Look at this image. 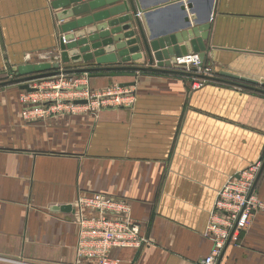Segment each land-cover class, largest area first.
<instances>
[{
  "label": "crops",
  "instance_id": "crops-1",
  "mask_svg": "<svg viewBox=\"0 0 264 264\" xmlns=\"http://www.w3.org/2000/svg\"><path fill=\"white\" fill-rule=\"evenodd\" d=\"M54 1L0 0V73L60 61L61 27L87 14L60 22ZM135 2L155 9L175 1ZM196 8L209 16V1ZM180 21L170 12L158 27ZM205 45L216 74L264 84V0H216ZM143 55L124 66L149 67ZM74 75H86L94 92L128 84L135 102L27 120L20 86L0 87V264H76L79 195L130 203L149 243L113 249L120 264H200L213 247L205 232L218 192L258 163L255 195L264 204V93L228 81L194 89L190 77L164 73ZM218 264H264L263 211Z\"/></svg>",
  "mask_w": 264,
  "mask_h": 264
},
{
  "label": "water",
  "instance_id": "water-1",
  "mask_svg": "<svg viewBox=\"0 0 264 264\" xmlns=\"http://www.w3.org/2000/svg\"><path fill=\"white\" fill-rule=\"evenodd\" d=\"M83 1L85 0H58L53 3V8L60 11L57 14L60 22L87 14L86 17L61 27L63 38L58 59L60 61L15 67L12 73L16 78L1 82L0 87L18 85L20 90L34 93L36 89L31 87L30 82L61 74L95 72H133V76L149 72L197 78L196 75L171 69L172 64L179 58L192 54L199 55L202 66L205 65L207 52L205 41L209 39L216 0H207L209 16L205 20L199 17L196 8V4L202 0H174L175 2L171 4L155 9L142 2L139 9L135 0H95L81 4ZM118 3L121 4L97 12ZM170 12L180 15L179 25L159 28V18ZM143 50L149 67L124 66L143 60ZM92 61H95L96 67L74 69L70 67L71 64L78 66ZM200 78L218 82L228 81L230 84L264 93V84L233 73L222 72L216 77Z\"/></svg>",
  "mask_w": 264,
  "mask_h": 264
},
{
  "label": "built area",
  "instance_id": "built-area-1",
  "mask_svg": "<svg viewBox=\"0 0 264 264\" xmlns=\"http://www.w3.org/2000/svg\"><path fill=\"white\" fill-rule=\"evenodd\" d=\"M171 69L196 75L190 77L194 89L210 83L200 77H216L213 68L202 66L199 55L192 54L179 58ZM11 76L16 77L14 73ZM54 83V93L46 95L50 100L38 101L44 90L36 88V92L24 95L25 104L33 105L23 111L27 120L45 118L51 114L93 113L104 109L130 107L135 102L131 87L115 86L101 92H94L89 87L86 75L75 76L61 74ZM53 78V79H54ZM63 85H62V84ZM62 86L68 87L71 93L63 103L57 94ZM74 90V91H73ZM60 99V100H59ZM85 101V104H77ZM40 103V104H39ZM38 104V105H36ZM261 171V163L251 166L248 170L232 177L226 186L218 192L205 237L212 244L208 257L200 264H218L227 247L237 243L243 231L249 228L258 211L264 212L262 204L255 195V185ZM75 223L78 226V243L76 264H120L111 253L115 248L140 249L149 243L141 225L132 218V208L128 201L116 199L104 194L79 195L73 204Z\"/></svg>",
  "mask_w": 264,
  "mask_h": 264
},
{
  "label": "rangeland",
  "instance_id": "rangeland-1",
  "mask_svg": "<svg viewBox=\"0 0 264 264\" xmlns=\"http://www.w3.org/2000/svg\"><path fill=\"white\" fill-rule=\"evenodd\" d=\"M11 71L10 70H8L7 69V71H5V72H1L0 73V83L1 82H5V81H11V80H13V79H15L16 77H12L11 76ZM219 74L217 73L216 74V76H218ZM55 81H57L58 82V84L60 83L59 81H61L60 79H49V78H46V79H42V80H36V81H34V82H31V86H34V87H36V88H42L43 90H44V92L42 93L43 95H42V97H36V98H34V100H38V101H40V100H42V101H45V102H47V101H49L50 100V97L49 98H47L46 97V95H52L53 93H54V91L52 90L53 89V87H54V82ZM62 84V83H61ZM63 85V84H62ZM7 88H4V90L5 91H7L6 90ZM18 89V88H17ZM69 90V88L68 87H65V86H62V90L60 91V92H57V94L59 95V96H61V97H63V98H61V101L64 103L65 101H66V98H64V97H68L69 95H70V91H68ZM17 92H19L18 90H16ZM74 91V90H73ZM20 94H22V95H28V93L26 92V91H22ZM19 94V95H20ZM60 100V99H59ZM40 104V103H39ZM36 105H38V104H36ZM31 106H33V105H28V107L29 108H31Z\"/></svg>",
  "mask_w": 264,
  "mask_h": 264
}]
</instances>
